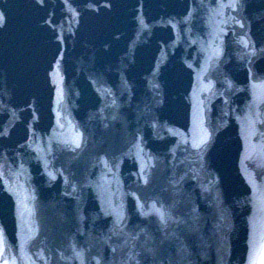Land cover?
<instances>
[{"label":"water","instance_id":"obj_1","mask_svg":"<svg viewBox=\"0 0 264 264\" xmlns=\"http://www.w3.org/2000/svg\"><path fill=\"white\" fill-rule=\"evenodd\" d=\"M230 264H264V0H240Z\"/></svg>","mask_w":264,"mask_h":264}]
</instances>
